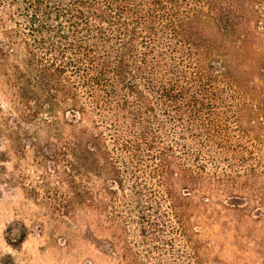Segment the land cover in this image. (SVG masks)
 Returning a JSON list of instances; mask_svg holds the SVG:
<instances>
[{
  "label": "trees",
  "instance_id": "trees-1",
  "mask_svg": "<svg viewBox=\"0 0 264 264\" xmlns=\"http://www.w3.org/2000/svg\"><path fill=\"white\" fill-rule=\"evenodd\" d=\"M7 1L25 4L37 33L38 117L63 113L71 127L57 142V167L106 173L114 186L104 190L113 199L125 187L119 173H157L173 190L163 202L186 235L189 194L176 195L175 181L244 167L251 153L236 140L260 136L264 0ZM84 117L91 129L76 125ZM247 183L264 203V179L253 174L237 191ZM220 184L225 194L233 191L228 179ZM134 198L151 206L137 212L153 232L170 218L141 189ZM200 198L203 218H216L219 205Z\"/></svg>",
  "mask_w": 264,
  "mask_h": 264
},
{
  "label": "rangeland",
  "instance_id": "rangeland-1",
  "mask_svg": "<svg viewBox=\"0 0 264 264\" xmlns=\"http://www.w3.org/2000/svg\"><path fill=\"white\" fill-rule=\"evenodd\" d=\"M24 7L0 0V264H264L263 197L248 183L241 191L235 186L253 174L264 179V117L258 138L235 142L251 153L244 167L188 173L195 179L189 184L175 181L176 195L189 194L183 235L163 202L173 190L157 173H119L125 187L113 199L104 190L114 186L106 173L57 167V142L71 127L62 123L63 113L51 114L62 129L54 116L37 115V33ZM91 121L76 125L91 129ZM249 165L258 172L247 173ZM227 179L233 191L225 194L220 183ZM134 189L162 203L161 217L170 216L154 232L140 223L137 210L151 206L134 202ZM201 196L219 205L216 218H203Z\"/></svg>",
  "mask_w": 264,
  "mask_h": 264
}]
</instances>
